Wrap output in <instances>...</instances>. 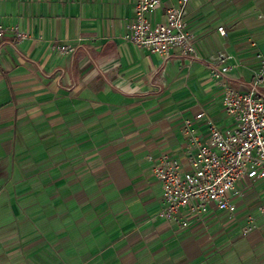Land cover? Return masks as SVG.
Segmentation results:
<instances>
[{
    "label": "crops",
    "instance_id": "0c3cea01",
    "mask_svg": "<svg viewBox=\"0 0 264 264\" xmlns=\"http://www.w3.org/2000/svg\"><path fill=\"white\" fill-rule=\"evenodd\" d=\"M135 4L0 0V264H264V178L237 182L234 210L210 203L184 226L158 214L154 172L163 155L188 166L186 119L233 125L210 67L228 53L229 83L251 86L264 0H191L198 57L129 41Z\"/></svg>",
    "mask_w": 264,
    "mask_h": 264
},
{
    "label": "built area",
    "instance_id": "2783aa9c",
    "mask_svg": "<svg viewBox=\"0 0 264 264\" xmlns=\"http://www.w3.org/2000/svg\"><path fill=\"white\" fill-rule=\"evenodd\" d=\"M172 1V0H170ZM191 0H175L166 5L165 21L153 24L150 14L163 0H136L135 14L126 38L152 52L169 56L180 49L183 55L198 57L196 34L187 26ZM8 28L0 23V38ZM224 34L225 28L219 27ZM19 39L26 34L14 28ZM73 46L63 44L61 50ZM260 67L248 88H236L228 80L232 55L221 52L210 73L222 88L224 110L233 118L232 126L221 127L210 118L200 131L192 120L184 121L188 166L178 157L163 155L154 167L163 186L159 215L188 225L185 213L199 214L210 203L220 209L234 210L230 191L245 178H264V54L258 53ZM204 111L196 114L203 120ZM184 211V213H183ZM264 215V208H262ZM253 222V217H250Z\"/></svg>",
    "mask_w": 264,
    "mask_h": 264
},
{
    "label": "rangeland",
    "instance_id": "374dc122",
    "mask_svg": "<svg viewBox=\"0 0 264 264\" xmlns=\"http://www.w3.org/2000/svg\"><path fill=\"white\" fill-rule=\"evenodd\" d=\"M224 28L227 29L226 25H224ZM227 31L225 30L224 36H226Z\"/></svg>",
    "mask_w": 264,
    "mask_h": 264
}]
</instances>
